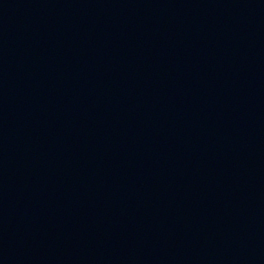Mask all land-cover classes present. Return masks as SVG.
<instances>
[{"label":"water","instance_id":"95a60500","mask_svg":"<svg viewBox=\"0 0 264 264\" xmlns=\"http://www.w3.org/2000/svg\"><path fill=\"white\" fill-rule=\"evenodd\" d=\"M0 264H264V0H0Z\"/></svg>","mask_w":264,"mask_h":264}]
</instances>
